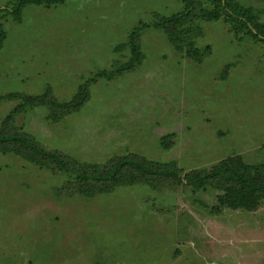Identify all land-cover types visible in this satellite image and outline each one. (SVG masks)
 Instances as JSON below:
<instances>
[{
	"label": "rangeland",
	"instance_id": "obj_1",
	"mask_svg": "<svg viewBox=\"0 0 264 264\" xmlns=\"http://www.w3.org/2000/svg\"><path fill=\"white\" fill-rule=\"evenodd\" d=\"M237 1L264 21V0ZM182 8L180 0H67L30 4L19 21L5 14L0 94L51 86L59 100L124 61L128 50L116 46L139 21L149 24L140 67L97 79L85 106L61 119L45 106L19 114L14 131L93 163L137 154L184 172L234 153L264 161V44L235 36L223 19L202 20L195 45L207 53L197 61L152 25L154 13ZM17 102L0 103V127ZM67 185L53 168L0 153V264H264V202L218 212L213 187L136 184L86 197Z\"/></svg>",
	"mask_w": 264,
	"mask_h": 264
},
{
	"label": "trees",
	"instance_id": "obj_2",
	"mask_svg": "<svg viewBox=\"0 0 264 264\" xmlns=\"http://www.w3.org/2000/svg\"><path fill=\"white\" fill-rule=\"evenodd\" d=\"M67 0H16L12 9L0 7V51L7 38L2 21L5 14L11 13L15 20L22 19L24 7L30 4L52 7ZM182 10L170 15L158 16L153 27L162 30L178 51L197 61L207 51H201L195 45V36L202 27L199 22L223 19L230 31L238 37L264 44V21L253 6H247L237 0H210L211 6L202 0H180ZM149 24L139 21L130 31L127 40L116 46V50H128L126 59H116L111 68L99 70L95 77L79 84L76 92L68 100H59L51 86L40 94L12 91L0 94V103L4 100H18L5 116L0 127V153H14L27 161L53 168L68 177L67 187L86 197L111 193L120 186L146 184L154 188L183 185L193 190H205L213 187L217 190V206L214 211L224 208L257 210L264 202V161L246 162L241 154H230L209 169L184 171L175 161L161 162L149 160L137 154L112 156L104 163L81 161L76 156L64 152L46 150L39 146L34 138L14 127L17 116L32 108L45 106L49 118L61 119L79 112L90 99V85L102 78L112 80L136 70L143 64L146 54L142 47V34ZM169 136L162 138L168 146ZM172 137V135H170ZM63 189L61 188V191Z\"/></svg>",
	"mask_w": 264,
	"mask_h": 264
}]
</instances>
